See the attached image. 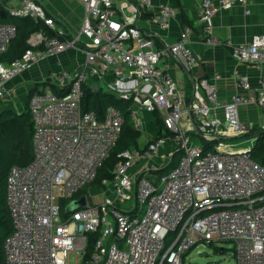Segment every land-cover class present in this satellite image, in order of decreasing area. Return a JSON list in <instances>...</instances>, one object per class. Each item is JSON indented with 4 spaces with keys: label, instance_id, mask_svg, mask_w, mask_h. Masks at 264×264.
Masks as SVG:
<instances>
[{
    "label": "built area",
    "instance_id": "2783aa9c",
    "mask_svg": "<svg viewBox=\"0 0 264 264\" xmlns=\"http://www.w3.org/2000/svg\"><path fill=\"white\" fill-rule=\"evenodd\" d=\"M18 1V6L4 8L7 16L29 17L53 35L34 31L20 58L0 63V102L16 90L9 82L45 56L75 49L84 60L72 70L49 71L43 80L48 85L27 101L33 157L7 173L5 203L12 230L3 242L5 262L69 264L74 254V264H184L199 243L231 242L235 264H264V162L248 155L255 138L246 148L222 141L249 132L252 125L245 127L238 117L241 106L259 108L263 122L258 127L264 132V77L252 86L239 76L244 92L220 102L215 85L191 76L185 98L169 64L189 76L197 65L188 46L190 29L183 27L172 44L156 45L153 32L136 24L150 0H137L126 14L110 0H81L83 17L75 36L56 28L36 0ZM244 1L200 0L197 19L206 44L217 43L213 16ZM175 16L174 8L161 5L148 20L163 31ZM15 35L13 23L0 22V54ZM81 36L88 41H80ZM225 44L236 60L256 70L264 65V33L248 43ZM84 85L130 102L128 115L139 130L142 112L156 114L161 132L118 153L111 178L100 180V200L86 198V207L62 216L59 201L95 178L124 124L122 111L113 106L101 117L82 110ZM194 135L203 149L194 145ZM162 157L170 162L176 157V163L165 164ZM136 162L141 164L133 170ZM92 234L98 237L86 257Z\"/></svg>",
    "mask_w": 264,
    "mask_h": 264
},
{
    "label": "crops",
    "instance_id": "0c3cea01",
    "mask_svg": "<svg viewBox=\"0 0 264 264\" xmlns=\"http://www.w3.org/2000/svg\"><path fill=\"white\" fill-rule=\"evenodd\" d=\"M36 1L43 6L48 15L52 16L56 28L62 29L70 36L78 34L83 17L81 0ZM111 2L118 12L126 14L129 12L127 7L132 3H136L137 0H127L125 3H121V8L125 12H122L121 8L117 7L118 4L115 0ZM199 2L200 0H150L149 8L143 11L146 16L156 12L161 5H168L174 8L176 16L169 22L168 28L163 31L150 24L148 17L138 19L136 24L142 30L153 32L155 35L153 39L159 42L160 45L174 43L182 28L185 26L189 27V46L198 61L190 76L208 79L210 83L217 87L220 101H226L233 94L242 93L236 84L237 76H246L252 86H256L259 80L264 77V65L260 70H256L252 66L238 62L232 56L229 47L223 44L225 40H228L231 45L248 43L252 36L264 33V0H245L243 4L235 3L228 10H219L212 18L213 32L219 43L210 46H206L202 42L201 25L197 19ZM18 4V0H0V13L5 7H16ZM83 60V54L75 49H67L58 54L47 55L18 74L9 82L8 86L12 85V83L24 81L22 83H30L25 85L31 89L32 84L36 83L32 81L41 79L43 82L49 71H56L62 68L72 70L80 65ZM169 66V73L181 94L185 98L189 97L191 92L190 76L172 63ZM214 73L218 75L217 79L212 78ZM5 102H0V106L2 107ZM142 117L144 120L143 128L145 129L143 133L147 137L144 143H139L138 138L137 146L145 144L158 133L155 117L145 112H142ZM238 117L241 122L243 121L242 124L245 127L248 124L258 127L263 122L261 111L254 105L239 107ZM245 121L248 123L245 124ZM139 166V162H136L132 169H138Z\"/></svg>",
    "mask_w": 264,
    "mask_h": 264
},
{
    "label": "trees",
    "instance_id": "16d2710c",
    "mask_svg": "<svg viewBox=\"0 0 264 264\" xmlns=\"http://www.w3.org/2000/svg\"><path fill=\"white\" fill-rule=\"evenodd\" d=\"M3 14L6 16L4 19L0 14V22L13 23L16 27V35L10 40L5 52L0 54V63H9L21 57L22 53L28 47L27 39L31 33L36 30H44L48 35H53V31L48 29L41 23L34 22L29 17L11 18L7 16L3 10ZM150 17L142 13L140 18ZM156 45H160L155 41ZM48 85L47 82H42L41 86ZM53 91H57L55 87L49 86ZM33 92V89H32ZM28 94L27 101L29 96ZM58 93V92H57ZM130 102L122 101L114 93L106 92L101 89L91 90L87 85L82 87L81 108L82 110H93L100 117L103 115L105 108L113 106L122 111L124 116V124L121 129L119 139L111 151L109 157L103 165L97 170L95 178L77 192H75L69 198H63L59 201L61 215L66 213V206L79 199L81 196H85L88 199L87 189L88 187H95L99 189L100 180L102 178H111V169L116 161H118V153L128 148L137 147V140L140 138L141 130L133 127L130 117L128 115V107ZM4 108V107H3ZM158 126V133L161 132V123L158 120L156 114L153 115ZM261 131V130H260ZM259 133V132H258ZM33 157L32 148V123L31 116L28 109L20 110L19 112L11 110H3L0 112V264H7L5 262L3 242L7 235L12 230L11 221L7 205H5V183L7 173L11 166H26ZM253 160L263 163L264 162V132L261 131L258 134V139L253 147V153L251 154ZM97 234L89 236V241L86 249V257L92 251L93 241L97 238ZM222 252V250H220Z\"/></svg>",
    "mask_w": 264,
    "mask_h": 264
},
{
    "label": "rangeland",
    "instance_id": "374dc122",
    "mask_svg": "<svg viewBox=\"0 0 264 264\" xmlns=\"http://www.w3.org/2000/svg\"><path fill=\"white\" fill-rule=\"evenodd\" d=\"M110 1H112V0H110ZM115 1L118 4L117 7L120 9L121 3H125L127 0H115ZM122 12H125V10H122ZM187 28H189V27H187ZM201 33H202L203 44L206 46H210L209 44H206V42H205L206 37L202 31V27H201ZM212 34L215 37L214 32H213V27H212ZM81 40L83 42L88 41L83 36L80 37V41ZM216 40H217L216 44H218L219 40L217 38H216ZM227 41L228 40L223 41V44H225ZM188 46H189V42H188ZM226 46L229 47L230 52H231V47L228 45H226ZM238 62H240V61H238ZM240 63L247 64L244 62H240ZM247 65L251 66V64H247ZM214 74H216V73H214ZM214 74L212 75V77L214 76ZM243 77H246V76H243ZM189 78H191V76ZM200 78H202V77H200ZM238 79H239V76H237V79H236V84H237V87L239 88ZM246 80L249 82L247 77H246ZM22 82H24V81H19L15 84L12 83V85H9V88H15L16 90H14L12 92L11 96L8 99L4 100L6 102L4 103L5 105L2 104V107L0 106L1 107L0 112L3 110H11V111L14 110L16 112H19L20 110L28 109V107H27L28 106L27 96H28V94H30L32 92V89H33L32 93H34L37 89H39V87H41L42 80L38 79V81H32V82H36V83L32 84L31 89H29V87H27L25 85V84H30V83H22ZM239 89H241V91L244 92V90H242L241 87ZM230 97L226 101H222V100L220 101L219 96H218V100L220 102H227L230 99ZM4 106H7V107H4ZM245 122H246L245 124L248 123L247 121H245ZM250 125H252V126H251V128H249V132L242 133L241 136L238 138L223 139L222 141L225 143L231 144V146L234 148H238V147L246 148V147L250 146L251 139L255 138V141L253 142V144H251L252 146H251V149L249 150V153H248L249 157L252 158L251 154L253 153V147L255 146V144L257 142L258 134L261 131H263V129L261 127L253 126V124H248V126H250ZM144 130L145 129L142 127L141 128L142 134H141V137L139 138V143H144L146 141L147 136L143 133ZM192 140H193L195 146H197L199 149H203L204 143L199 136L194 135L192 137ZM128 149H131V148H128ZM125 150H127V149H125ZM122 151H124V150H122ZM162 153H164V152L162 151ZM162 159H163V163H165V164H169V165L172 164L173 165L176 163V157L173 159L171 158L172 162H170L168 159H166L164 157H162ZM141 162L144 163V161H142V160H141ZM141 162H139V164H141ZM102 194H103V192L100 191L99 189L95 188V187H88V189H87L88 199L91 201L96 202V201L100 200ZM220 248L222 249V252L220 251ZM232 248H233V244L231 242H217V243H211V244L199 243L193 249H191V251L189 252L187 257L185 258L184 264H235V259L231 255ZM67 261L69 264H74L75 263L74 254H70Z\"/></svg>",
    "mask_w": 264,
    "mask_h": 264
},
{
    "label": "water",
    "instance_id": "95a60500",
    "mask_svg": "<svg viewBox=\"0 0 264 264\" xmlns=\"http://www.w3.org/2000/svg\"><path fill=\"white\" fill-rule=\"evenodd\" d=\"M0 14H1L2 18H4V14L2 12ZM84 207H86V197L81 196L79 199L70 202L66 206V212H71V211H74L76 209L84 208ZM220 250H222V249L220 248Z\"/></svg>",
    "mask_w": 264,
    "mask_h": 264
},
{
    "label": "bare ground",
    "instance_id": "6f19581e",
    "mask_svg": "<svg viewBox=\"0 0 264 264\" xmlns=\"http://www.w3.org/2000/svg\"><path fill=\"white\" fill-rule=\"evenodd\" d=\"M6 205V204H5Z\"/></svg>",
    "mask_w": 264,
    "mask_h": 264
}]
</instances>
